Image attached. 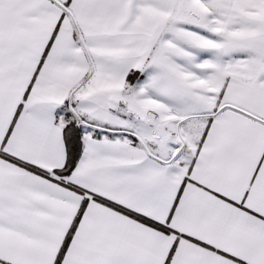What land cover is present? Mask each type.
I'll return each mask as SVG.
<instances>
[{
  "label": "snow or ice",
  "instance_id": "1",
  "mask_svg": "<svg viewBox=\"0 0 264 264\" xmlns=\"http://www.w3.org/2000/svg\"><path fill=\"white\" fill-rule=\"evenodd\" d=\"M0 264H264V0H0Z\"/></svg>",
  "mask_w": 264,
  "mask_h": 264
}]
</instances>
